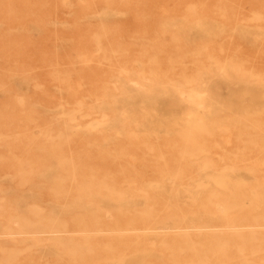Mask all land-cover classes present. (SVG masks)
<instances>
[{
    "label": "bare ground",
    "instance_id": "1",
    "mask_svg": "<svg viewBox=\"0 0 264 264\" xmlns=\"http://www.w3.org/2000/svg\"><path fill=\"white\" fill-rule=\"evenodd\" d=\"M104 1L49 32L0 0L33 17L0 25V264H264V0L155 29Z\"/></svg>",
    "mask_w": 264,
    "mask_h": 264
},
{
    "label": "rangeland",
    "instance_id": "2",
    "mask_svg": "<svg viewBox=\"0 0 264 264\" xmlns=\"http://www.w3.org/2000/svg\"><path fill=\"white\" fill-rule=\"evenodd\" d=\"M16 3V6L21 7L28 12L32 10L40 11L41 9L43 14V19L41 21V27L49 32L53 30L59 31H71L72 28L83 29L86 27L84 21V16L91 13H103L105 16L106 9L104 0H26V4H21L20 0H13ZM45 2V3H44ZM48 2V3H47ZM237 8L233 9V13H241L245 18H249L253 11L258 12L262 10L261 5L258 0H236ZM35 3H38V7ZM203 3H206L210 11H214L213 8L219 3V0H203ZM198 4V0H133L129 5H119L113 11L124 14L127 13L129 16H126V21L122 24L124 28L132 29H155L161 27H174L178 24H175L174 21L185 18V15L188 11L194 9ZM71 5V6H70ZM52 6V7H51ZM91 8H88V7ZM191 9V10H189ZM216 13L213 17L217 21H223V17L219 15L218 10H215ZM110 12V10H108ZM103 16L102 21L105 20ZM47 20H44V19ZM33 17H26L22 24L15 19L14 17H8V19L0 16V25L6 24L11 30H15L19 25H24L27 27L29 21ZM49 19H57L62 23L53 24ZM64 21H69L70 24H63ZM114 26V24H113ZM234 26V25H233ZM67 35L71 33L66 32ZM10 41L14 44L24 45L31 44V40L27 39V36L11 34ZM38 48L36 51L30 50L27 48L28 53L33 57H38L42 54V51L47 52L50 50V45L48 40H37ZM13 53V51L11 50ZM34 64L36 62L32 61ZM0 66H4V60H0ZM37 100L34 97H28L27 102L31 106L34 102H40L45 104L47 101L40 98ZM34 101V102H33ZM6 105V104H5ZM22 235V234H21ZM11 236H19L18 234H13ZM24 236V235H22Z\"/></svg>",
    "mask_w": 264,
    "mask_h": 264
}]
</instances>
